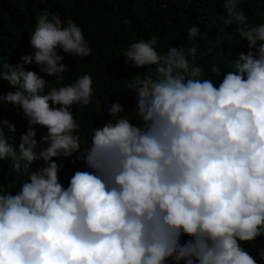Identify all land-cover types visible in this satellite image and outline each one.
Returning <instances> with one entry per match:
<instances>
[{
	"label": "clouds",
	"instance_id": "9594fccd",
	"mask_svg": "<svg viewBox=\"0 0 264 264\" xmlns=\"http://www.w3.org/2000/svg\"><path fill=\"white\" fill-rule=\"evenodd\" d=\"M225 8L223 23L240 26L249 50L218 86L204 78L194 46L161 54L154 36L131 43L125 62L154 68L127 84L131 112L117 100L105 123L96 108L84 110L81 119L102 126L83 151L73 106L91 103L93 78L64 84L62 62L92 49L75 21L36 17L33 52L0 70L14 89L0 91V104L19 108L28 127L16 145L6 134L15 125L0 120V160L27 174L15 194L0 193V264H257L242 243L264 236V23L248 26L238 0ZM199 33L187 29L189 38ZM33 63L61 86L26 71ZM78 152L86 170L65 187L58 161Z\"/></svg>",
	"mask_w": 264,
	"mask_h": 264
},
{
	"label": "trees",
	"instance_id": "16d2710c",
	"mask_svg": "<svg viewBox=\"0 0 264 264\" xmlns=\"http://www.w3.org/2000/svg\"><path fill=\"white\" fill-rule=\"evenodd\" d=\"M238 2L240 10L247 17L248 26L264 23V0ZM225 4L226 0H0V70H4L7 63L14 67L20 62V56L33 52L29 34L34 31L39 15L49 14V19L56 15L61 21H75L92 52L86 58L65 56L62 63L67 65L68 70L63 73V83H72L84 73L91 74L93 78L91 103L87 107L73 106L75 119L81 126L78 134L83 151L84 143L90 139L91 129L102 126L98 120L99 126L92 120L81 119L84 110L96 108L105 123L110 119L107 107L117 100L124 105L126 112H131L136 101L127 84L136 76L150 74L149 69L154 68L135 67L125 62L121 54L131 43L154 36L158 41L156 50L161 54L171 46H194L198 50L197 64L204 69V78L212 79L218 86L224 71L231 70L234 56L249 50L247 41L239 37L237 28L240 26L223 23L227 16ZM193 25L199 27L200 33L195 38H189L187 29ZM59 54L65 55L62 52ZM213 66L221 69L220 77L217 78L212 71ZM25 70L36 71L49 81V87L61 86L55 77L40 73L35 63L25 65ZM0 91L14 89L6 81L0 80ZM0 120H8L15 125V133L6 134L10 142L18 145L21 134L26 133L28 128L20 109L0 104ZM36 129L47 131L39 125ZM79 155L78 152L58 161L62 168L59 178L65 187L76 171L86 170L84 162L77 159ZM43 163L42 160L33 162L31 169L35 170ZM26 179V173H16L11 169L10 160H0V193L9 191L15 194ZM186 239L183 237L182 242ZM242 247L257 260V264H264V260L258 256V252L264 249V236L253 242H243Z\"/></svg>",
	"mask_w": 264,
	"mask_h": 264
}]
</instances>
